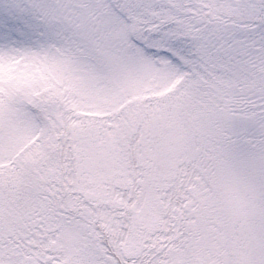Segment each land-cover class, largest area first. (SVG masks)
I'll use <instances>...</instances> for the list:
<instances>
[{
    "label": "snow or ice",
    "instance_id": "obj_1",
    "mask_svg": "<svg viewBox=\"0 0 264 264\" xmlns=\"http://www.w3.org/2000/svg\"><path fill=\"white\" fill-rule=\"evenodd\" d=\"M0 264H264V0H0Z\"/></svg>",
    "mask_w": 264,
    "mask_h": 264
}]
</instances>
